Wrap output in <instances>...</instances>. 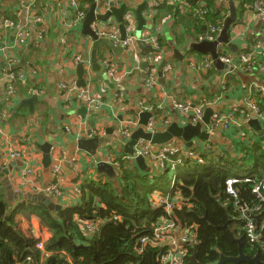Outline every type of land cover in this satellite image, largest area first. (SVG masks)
<instances>
[{"label": "crops", "instance_id": "obj_1", "mask_svg": "<svg viewBox=\"0 0 264 264\" xmlns=\"http://www.w3.org/2000/svg\"><path fill=\"white\" fill-rule=\"evenodd\" d=\"M66 1L0 0V79L7 74V68L15 74L12 83L6 82L3 86L0 84V191H3L11 211L20 200H11L7 196L5 180L10 182L15 193L40 195L22 185V172L29 165L33 166V179L41 188L54 181L51 166L58 164L62 167L58 178L61 196L54 198L41 195L50 198L62 208L80 203L77 188L81 187L89 176L91 180L109 181L110 185L118 190L123 183V169L136 174L145 173L147 170L139 168L123 151V145L128 140L122 137L123 128L129 127L131 134L140 127V113L152 111H155L154 116L150 118L155 120L154 130L174 121L184 125L188 119L177 111L175 100L190 101L194 105L205 102L204 110L212 109L210 122L213 114L218 111H233L243 122V126L215 125L212 133L214 132L216 137L213 140L196 138L191 148L185 147L181 139L174 140L182 145V153H192L191 159L200 157L201 152L209 149L211 144L231 156L240 154L241 148L254 146L256 142L264 147V118L255 117L256 112L247 104L249 95L264 104V75L244 72L238 68H233L239 70L234 72L227 65L225 68H217L209 53L202 55L190 51L189 44L199 42L207 33V24L199 22L198 12L192 10L190 4L184 7L183 11L176 4L177 0H117L119 5L113 6L118 8L126 4L122 16L128 19L130 28H125V34L130 36L136 32L138 26L136 8L144 2L147 3L141 13L144 24L140 33L146 44L152 46L151 40L155 38L159 45L158 51L150 50L147 54V60L153 62L149 68L156 75V82L149 85L145 75L146 67L142 68L143 60L139 46L137 56H129L121 42L116 43L104 38L105 42L99 43L96 49L94 61L97 66H93L94 40L82 33L80 25L73 28L62 40L64 36L61 17L65 6L61 7L58 3L64 4ZM152 2L157 4L152 6ZM81 3L83 8L88 9L87 0H81ZM96 3V13L104 14V5L99 0H96ZM213 5L215 14L222 16V20L229 15L227 0H215ZM24 7L26 17L21 26L19 16ZM175 9L179 14L174 12ZM236 13L237 19L233 23L242 19L243 12L236 10ZM3 17L10 18L13 27L5 28L2 24ZM35 17H39L40 21L36 22ZM107 22H115L119 31L118 20L114 15L109 17ZM103 23L99 21L96 23L97 27L102 28ZM263 29L264 20L259 19L241 29L244 40L229 39L231 46L218 45H226L230 53L247 50L257 40L261 41L260 34ZM40 30L43 31L42 36L36 34V31ZM109 41L111 45L107 43ZM76 54H80L89 63L83 67V79L86 84L91 82L89 93L103 100L98 108L90 107L75 97L68 99L62 96L59 86L62 80L75 79L76 84L78 64L72 62ZM176 54H180L182 58H176ZM104 60L110 61V67L115 73L114 78L110 80L120 86V89H109L105 86L104 81L109 77L103 64ZM160 70L162 83L158 75ZM20 74L23 76L19 78ZM8 86L14 91L12 103L15 110H9L7 114L5 106L8 105L5 104L4 98ZM34 91L38 95V102L34 105V114L31 116L23 100L29 98ZM140 101L144 104L143 108L139 105ZM81 107L98 112L81 116L78 112ZM261 110L264 115V109ZM250 119L257 121L259 131L250 127ZM107 129L111 130L110 136H114V140L111 144L97 149L99 159L96 160L89 153L77 149V139L102 136ZM32 138L38 144L50 142L54 146L48 168L42 165V152L35 148ZM14 149H24L27 156L11 158L9 153ZM98 160H104L113 166L112 177L97 171ZM156 166L157 162L145 158L147 172ZM14 218L19 228L23 231L30 230L36 238L41 236L45 241L52 234L35 215L23 217L22 214L16 213Z\"/></svg>", "mask_w": 264, "mask_h": 264}, {"label": "trees", "instance_id": "obj_2", "mask_svg": "<svg viewBox=\"0 0 264 264\" xmlns=\"http://www.w3.org/2000/svg\"><path fill=\"white\" fill-rule=\"evenodd\" d=\"M198 1L184 0L180 6L190 4L196 9ZM214 1L204 0L205 20L198 19L203 25L218 24L222 20V16L215 14ZM255 1L241 2L236 6L237 12L243 10V3ZM82 9L86 11L87 7ZM174 12L179 14L177 9ZM256 104L260 110L264 109V104L257 99ZM6 105L7 114L15 110L13 103ZM240 152L231 156L211 144L200 154L202 164L183 158L168 191L162 189L166 179L172 180L173 171L168 166H156L150 172L137 174L123 169V183L118 190L109 181L91 180L89 176L80 187V203L60 207L55 216L38 200H20L11 211L0 191V264H21L26 256L32 258L33 264H160L164 246L140 243L141 236L152 238L160 218L193 231L195 245L187 246L186 264L194 250L202 264L216 262L220 254L236 256L238 244L229 231L241 238L243 253L251 257L258 254L264 261V202L253 192L255 181L264 177V147L256 142L254 146L241 148ZM237 164L247 166L246 176H251L252 181L234 183L236 196H232L226 192V180L232 175L226 166ZM155 190L158 191L156 196ZM159 196L171 199L170 213L165 212L160 198L157 199ZM242 205L247 207L251 213L249 218L256 225L259 238L254 242L248 240L242 229ZM7 212H10L9 223L5 220ZM16 213L23 217L35 215L51 230L42 248L38 247L41 239L30 230L19 228L14 218ZM84 222H91L92 228L83 227ZM140 247L142 249L138 250Z\"/></svg>", "mask_w": 264, "mask_h": 264}, {"label": "built area", "instance_id": "obj_3", "mask_svg": "<svg viewBox=\"0 0 264 264\" xmlns=\"http://www.w3.org/2000/svg\"><path fill=\"white\" fill-rule=\"evenodd\" d=\"M104 5L106 7L111 6H118L119 2L117 0H102ZM184 0H180L178 6H180L181 2ZM236 6L239 5L241 2H244V0H234ZM155 4V2H152ZM198 7L195 10L197 13V16L200 17L199 19L204 21L205 20V2L199 1L197 2ZM59 6H65L62 11V35L65 39V36L71 32V30L78 25L81 26V22L86 14V11H84L82 8L81 0H67L64 4L58 3ZM185 5V4H184ZM243 10H242V19L236 23H232L229 26V39L230 40H244L245 36L241 32V29L246 28V26L256 23L259 19L264 20V0H256L253 3H243ZM181 10L183 11L185 8L182 6ZM2 24L5 28H11L13 27V22L10 18L3 17L2 18ZM125 21H128L127 18H123ZM34 20L40 21L39 17H35ZM108 21V20H107ZM105 22L103 23L102 28H98L96 23H93L91 25V28L94 29L96 34L103 38H109L113 42H121V44L124 46L126 52L129 54V56H137V46L134 36H128L125 40H120V34L118 31L117 24L115 22ZM126 27L130 28L129 22L127 23ZM222 28V20L218 21V24H207L206 30L207 33L204 38H206L209 41L215 40L217 36L219 35ZM36 34L38 36H42L43 31H36ZM261 41L256 43L250 47L247 50H240L236 51L235 53H230L226 47V45L217 47V54L218 58L221 62L229 66L232 70L233 68H238L244 72L248 73H257L264 75V29L262 30L260 34ZM153 46H154V52L158 51L159 47L156 42L155 38H152ZM257 59L259 62L257 63ZM72 62L74 64H77L79 62H82V58L79 55H75L73 57ZM12 63V62H10ZM103 64L106 67L107 76L111 79L114 78L115 73L113 68L110 67V61L104 60ZM88 66L87 64H85ZM11 77H13V74L10 73ZM148 84H151L154 82V76L153 73L150 72L148 74ZM60 88L63 91L62 96L64 98L70 99L71 97H75L78 101H84L85 98L86 104L90 107L98 108L103 103L102 99L96 98L92 93H89V90L91 88V82H85V88L82 90L76 88L75 85V79H71L69 81L63 80L60 82ZM14 91L11 86H8V90L5 97V103L10 104L13 102V96ZM264 97V96H263ZM119 100L121 101L122 98L120 97ZM140 104L142 105V102L140 101ZM247 104L249 108H252L257 116L260 117V119L264 118V115L262 114L259 106L256 104L255 97L253 98L252 95H249L247 99ZM204 103H199L198 105L191 104L190 101H174V106L177 109V111L183 115L184 117H188L190 114H193V122H196L200 116L203 113L204 109ZM221 124L223 127H229L230 125L235 126H241L243 122L239 118H237L236 114L233 111H229L226 113L216 112L213 114L212 120L209 125H207V131L212 132L215 129V125ZM155 126V120L152 118L148 121L146 129L148 131H153ZM2 132V129L0 128V133ZM98 132H96L97 134ZM130 136V129L129 127H124L122 131V137L123 138H129ZM174 140H180V139H174ZM172 140L171 142L167 144H162L158 146L151 145L148 141H145L143 139H139L135 145L136 150L138 151V154L142 155L145 158L150 159L153 162H157V166L161 168H165V166H168L173 171V176L171 180V186L173 185L175 176H176V170L178 166L182 165L183 158H191L192 153H182V145L179 143H176V141ZM181 146V147H180ZM54 149V148H53ZM9 156L11 158L15 157H21L24 158L27 156L26 151L24 149H14L11 150L9 153ZM128 158V157H127ZM194 160L198 164L203 163V159L201 157H194ZM245 167V166H244ZM247 167V166H246ZM245 167V168H246ZM247 170V169H246ZM51 172H52V178H54V181L47 184L45 187L41 188L38 186L33 179L34 177V168L33 166L29 165L26 169L22 172V185L27 186L28 190L37 193V194H44L49 196H52L54 198L61 196V190L58 184V178L60 177V173L62 172V167L58 164H54L51 166ZM250 182L252 181L251 176L246 175H231L226 180V192L232 196H236L233 184L238 182ZM158 192L157 190H155ZM264 177L258 181H255L253 184V192L257 195V197L264 202ZM80 187L77 188V193L80 194ZM159 202L164 207V210L166 213H170L172 206V201L168 197L166 198H160ZM176 203V202H175ZM240 212L243 215L244 218V225L242 227L244 235L248 238L250 242H254L259 238V235L257 234L256 225L252 220H250L249 216H251L248 212V209L246 206L242 205L240 207ZM83 227L86 229H91L92 224L91 222H84ZM177 231V234L175 232ZM43 240V239H42ZM43 241H39L38 247H43ZM150 242L152 245H160L164 246L163 251L160 254L159 261L160 264H186L184 261V258L187 254V246L189 245H195V238L194 233L191 231L188 227L187 228H181L179 225L175 224L174 222L167 220L165 218H160L158 224L153 229L152 238L149 240L146 236L140 237V243L141 245H144L145 243ZM142 247L138 248V250H141ZM21 264H33L32 258L30 256H26L25 259L21 262Z\"/></svg>", "mask_w": 264, "mask_h": 264}, {"label": "water", "instance_id": "obj_4", "mask_svg": "<svg viewBox=\"0 0 264 264\" xmlns=\"http://www.w3.org/2000/svg\"><path fill=\"white\" fill-rule=\"evenodd\" d=\"M89 2L88 9L86 11V14L81 22V30L82 33L85 35L91 36V38L94 40L93 44V51H92V64L93 66H97L95 63V53L96 49L99 43H104L105 39L103 37H100L96 34L94 29L91 28V25L93 22L96 21H105L110 15H114L118 22L121 21L122 15L126 9V4H122L118 8H114L111 6L104 14L96 13V1L95 0H87ZM228 6H229V15L226 16L222 21V28L215 40L209 41L206 38L202 37V40L199 42L190 43L188 46V49L190 51H195L197 53H200L202 55L209 53L210 56L213 59V64L217 68H225L226 64L221 62L218 58L217 54V47L218 44H227L228 46H231L232 44L229 43V26L237 19V13L236 8L233 0H227ZM147 6V3L144 2L143 4L139 5L135 10V16L136 20L138 22V26L135 32V36L137 38V44L141 49V55H142V68L152 66L153 63L149 62L147 60V54L150 50H152V46L150 44H146V42L141 39V26L144 24V18L142 17V11L145 10ZM26 17V7L22 8L21 14L19 16L21 20V26L24 24V19ZM119 32H120V40H124L126 37L125 34V28L123 24H119ZM109 45H111V41L107 42ZM176 52V49L174 50ZM176 58H182L180 54L175 55ZM166 62L164 63L165 66ZM162 69V68H161ZM231 69V68H230ZM83 66L82 64H78L76 67V87L77 88H85V81L83 79ZM234 72H239L237 69H232ZM12 70L10 68H7L6 75L0 79V84L3 86L6 82L12 83V78L10 73ZM160 76V82H163L162 71L158 73ZM104 84L106 87L114 88V89H120V86H117L116 84L112 83L109 78H107L104 81ZM38 102V95L36 94V91L32 93V95L23 100V104L28 107L29 115L34 114V105ZM78 112L81 116H84V114H95L98 112L95 109H86L85 107L79 108ZM212 113L211 108H206L204 110V113L200 120L193 122L192 116H188L187 123L184 125H179L177 121H174L166 126L159 127L156 130L148 131L145 130L144 127L147 126V123L149 119L154 116L155 111L150 112H142L140 113V120L139 124L140 127L133 131L126 143L123 145V151L126 153V156L128 159H133L135 164L141 168L142 170H147L148 168L145 167V157L138 154V151L135 148V145L139 139H143L145 141H148L153 146H158L162 144H167L171 142L174 139H181L184 142L185 147L191 148L194 144V139L198 138L199 140H213L216 137V134L213 132H206L207 125L210 124V116ZM248 124L251 128L254 130L259 131L260 126L257 123L256 120L250 119L248 121ZM110 129H107L105 134L98 137H92V138H85L81 137L77 139L76 141V147L79 150H83L87 153H89L91 156H93L94 159H99V155L97 153L98 148H103L109 144L112 143L114 140V136H110ZM120 138V137H119ZM32 142L37 150H40L42 152V165L45 168H48L50 162H51V153H52V144L50 142H45L43 144H38L34 138H32ZM97 171L99 173H104L109 177H112L114 175V168L111 164L107 163L104 160H98L96 163ZM146 171V172H147ZM2 178V176H0ZM4 187L6 189L7 196L12 199H18V200H35L40 201L43 205H45L47 208L51 210V214L55 216L56 210L60 208L55 202H53L50 198L46 196L41 195H33L30 193H19V192H13L12 187L10 185V182L8 180H5ZM250 217V216H249ZM256 219H258V216H255ZM10 219V213L8 212L5 215V220L7 223H9ZM225 227V225H224ZM232 240L238 244V254L236 256H225L223 254L219 255V258L214 263H207V264H223L224 262H230L232 264H239L244 261H248L254 264H264V261H262L258 254H255L254 256H249L248 254L243 253V251L240 248L241 245V238L234 237L233 234L229 231ZM177 234V231L175 232ZM195 248V246H194ZM189 264H202L199 262L196 258V251L194 250L193 253L189 257Z\"/></svg>", "mask_w": 264, "mask_h": 264}, {"label": "rangeland", "instance_id": "obj_5", "mask_svg": "<svg viewBox=\"0 0 264 264\" xmlns=\"http://www.w3.org/2000/svg\"><path fill=\"white\" fill-rule=\"evenodd\" d=\"M96 1V0H95ZM100 1V3L101 4H103L104 5V3H103V1L102 0H99ZM179 1L180 0H177L176 1V4H179ZM233 2H234V0H233ZM157 3L155 2V4H153L152 6H155ZM96 6H97V3H96ZM104 8H105V10L107 11L109 8H111V7H106L105 5H104ZM112 15H110L109 17H111ZM109 17L105 20V21H103L104 23L109 19ZM136 17V16H135ZM99 21H96V22H93V23H98ZM123 24L124 25V28H126L127 29V27H126V25H127V23H128V21H125L124 19H123V16H122V19H121V21L120 22H118V24ZM130 36H134V38H135V41H136V46H138V44H137V38H136V36H135V33L134 34H131ZM128 36L126 35V37H125V39L127 38ZM124 39V40H125ZM141 39H143L142 38V36H141ZM109 40H111V39H109ZM144 41H146L145 39H143ZM112 41V40H111ZM121 41H123V40H121ZM113 42V41H112ZM151 42L153 43V41L151 40ZM156 42H157V40H156ZM157 44H158V42H157ZM158 47H159V45H158ZM154 50V46H153V44H152V51ZM138 52V51H137ZM128 54V53H127ZM77 55H79L81 58H82V56L80 55V54H77ZM129 55V54H128ZM149 61V60H148ZM149 62H151V61H149ZM153 63V62H152ZM77 64H82V66L84 67V65L85 64H87V65H89V63L86 61V59L84 58H82V62H79V63H77ZM105 66V65H104ZM106 68V67H105ZM13 71V70H12ZM150 72H152L153 73V76H154V82L153 83H151V84H154L155 82H156V75H155V73H154V71H152V69L151 68H149V66L148 67H146V69H145V75H146V79H147V84H148V74L150 73ZM12 74H13V77H11L12 78V81H13V78H15V74L13 73V72H11ZM23 76V74H20L19 75V78L20 77H22ZM16 77H17V75H16ZM109 79H111V78H109ZM63 81V80H62ZM60 84V83H59ZM151 84H149V85H151ZM76 85V84H75ZM60 86V85H59ZM62 90V89H61ZM62 94H63V91H62ZM6 97V96H5ZM85 99V98H84ZM4 101H5V98H4ZM85 101V100H84ZM177 101V100H176ZM142 102V101H141ZM179 102H182V101H179ZM191 104H193L192 102H191ZM199 104V103H198ZM198 104H196V105H198ZM139 105L142 107L144 104L142 103V105L140 104V102H139ZM194 105V104H193ZM143 108V107H142ZM203 113H204V109H203ZM203 113H202V115H203ZM202 115L200 116V118L198 119V120H200L201 119V117H202ZM183 116V115H182ZM189 116H192V119H193V114H190ZM184 117V116H183ZM197 120V121H198ZM226 168L229 170V172L232 174V175H235V174H237V175H246L247 174V170H246V168L244 167V166H241V165H239V164H237V165H234V166H232V167H227L226 166ZM170 176V175H169ZM170 182H171V179H166V181L164 182V183H162V189H164V190H166V191H168L170 188H169V186H170ZM155 196L157 195V193H156V191H154V193H153ZM160 198V196L157 198V199H159ZM157 199H155V200H157ZM233 228V225H232V227H230V229H232ZM45 235V234H44ZM39 239H41V241H43L42 240V237L40 236V237H38Z\"/></svg>", "mask_w": 264, "mask_h": 264}, {"label": "clouds", "instance_id": "obj_6", "mask_svg": "<svg viewBox=\"0 0 264 264\" xmlns=\"http://www.w3.org/2000/svg\"><path fill=\"white\" fill-rule=\"evenodd\" d=\"M200 1H203V0H200ZM199 2V1H198ZM204 2V1H203ZM234 4H235V2H234ZM235 6H236V4H235ZM223 21V20H222ZM176 175H177V170H176ZM170 186H171V184H170Z\"/></svg>", "mask_w": 264, "mask_h": 264}, {"label": "bare ground", "instance_id": "obj_7", "mask_svg": "<svg viewBox=\"0 0 264 264\" xmlns=\"http://www.w3.org/2000/svg\"><path fill=\"white\" fill-rule=\"evenodd\" d=\"M171 186H169V188H170Z\"/></svg>", "mask_w": 264, "mask_h": 264}]
</instances>
